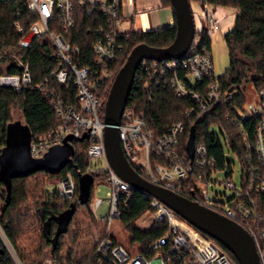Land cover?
<instances>
[{"label": "built area", "instance_id": "obj_1", "mask_svg": "<svg viewBox=\"0 0 264 264\" xmlns=\"http://www.w3.org/2000/svg\"><path fill=\"white\" fill-rule=\"evenodd\" d=\"M28 1L37 18L27 29L19 21H14V27L19 33L17 43L27 48L36 39L47 42L60 66L51 71V78L33 83L28 59L14 56L21 71L2 72L0 86L11 87L18 93L29 88L36 89L50 100L58 117V123L52 131L30 140V153L33 157H41L52 146L62 144L68 134L73 135L74 141L88 132V137H85L86 154L91 159V164L85 168L84 173H90L93 177L106 173L105 184L108 185L104 198L95 196L101 182L94 178L91 185L90 214L103 224L102 235L96 238L91 254L111 264H237L215 239L148 193L144 194L151 199L154 219L166 220L169 224L168 231L149 246L147 253L140 250L131 254L109 237L111 224L115 220H121L120 203H126L133 190L131 184L120 178L108 162L103 119L106 98L103 99L100 93L115 78L112 64L130 43L132 30L128 28L125 20L124 0ZM189 1L197 7L193 11L196 31L191 47L180 58L153 61L144 85L149 87L154 82L159 84L164 81V85L170 86L178 97H189L195 103L186 110L185 115H201L214 105L230 100L232 95L224 97L221 94L217 76L214 75L210 50L196 36V32L205 28L206 35L212 38L219 28L217 15L205 0ZM80 6L86 7L87 14L99 7L106 18L105 25L94 29L97 37L93 43L95 58L92 64L80 63L76 57L79 48L71 44L65 36L74 26L76 8ZM55 81L72 85L77 102H65L54 87ZM258 95L259 103L245 102L241 108L232 105L231 112L227 115L241 135L246 150L245 156L240 159V187L230 179L225 180V184L235 190L229 205L221 206L219 202L211 199L208 184L216 181L213 174L217 168L216 160L208 153L206 146L201 143L194 145L192 158L188 153H179V136L184 129L182 121L173 123L162 135L154 137L153 131L147 128L144 114H138L133 105L126 104L118 128L122 152L138 174L179 194L188 191L182 180L191 176L198 197L194 201L244 227L253 237L259 258L264 264V89H260ZM251 121H255L252 134L245 126V123ZM152 155L164 156L167 164L158 162L152 165ZM77 171L81 174L80 169ZM54 184L55 187L50 191L56 193L62 202L71 201L79 191L78 179L73 171L56 177ZM106 200L107 212L101 214L99 208ZM0 240L14 263L23 264L1 226ZM42 264L56 262L46 258Z\"/></svg>", "mask_w": 264, "mask_h": 264}, {"label": "trees", "instance_id": "obj_2", "mask_svg": "<svg viewBox=\"0 0 264 264\" xmlns=\"http://www.w3.org/2000/svg\"><path fill=\"white\" fill-rule=\"evenodd\" d=\"M205 1L210 5H222L236 10L232 27L223 37L229 64L224 73L216 77L221 94L224 97L231 94L232 98L224 103L214 105L201 115H185L186 110L195 104L189 97H178L170 86L164 85V81L159 84L154 82L151 86L145 87L144 82L147 77V71L153 65V61L144 59L136 71L127 105H133L138 114H144L147 128L153 131L154 137L162 135L173 123L182 121L184 129L179 136L178 144L180 154L187 153L186 144L191 127L194 126V145L204 144L208 153L214 156L216 160L215 167L223 169L230 167L232 163L226 157V147L240 159L246 154L241 135L236 126L232 124L231 118L227 117L231 112V106L234 105L241 108L247 102L245 97L247 83H251L256 92L264 89V0ZM160 2L163 6L170 7L173 13L171 0H160ZM36 18L37 15L28 0H9L7 2L0 0V74L4 71L7 73H18L21 71L17 65L16 58L12 54L23 60L28 59L33 83L43 81L45 78H51V71L59 68L60 62L52 54L53 49L47 42L36 39L33 45L27 48L21 47L17 43L19 33L14 27V21H19L27 29L29 24ZM105 23L106 18L99 7H96L91 14H87L85 6L76 8L75 24L65 33V36L71 44L79 48V54L76 57L81 64L93 63L95 58L93 43L97 37L94 29L99 25H105ZM175 35V18L173 24L169 26L145 31H132L128 48L119 53L116 61L112 64L115 75L135 45L146 43L154 47H166L172 43ZM196 36L200 37L202 45H205L208 50L211 49V38L206 35L205 28L196 32ZM113 80L101 90L100 93L103 99L107 98ZM54 87L65 102H77L72 85L55 81ZM15 105L20 107L23 121L14 120L12 117V108ZM255 118L257 119V117ZM15 122L25 125L32 139L37 136L47 135L52 131L58 123V117L52 109L50 100L36 89L29 88L18 93L11 87L0 86V154L7 143L9 125ZM254 124L255 121L254 123L252 121L245 123L250 134L253 133ZM214 126L222 130L224 141L220 140L214 130ZM71 144L74 152L70 156V161L57 174L41 170L28 176L10 178L9 181L0 177V225L23 264H42L46 258L53 259L56 264H111L106 260L93 256L91 250L86 251L88 247L83 250L79 247L76 251L69 249L64 254L60 251L61 238L69 231L70 224L79 207L78 205H81L78 200L79 191H77L76 197L71 201L62 202L56 193H52L47 188L46 200L37 208V213L42 223L41 246L39 245L34 250L26 244V239L19 243L23 220L15 212V207L19 201L24 199L27 192V187L23 180L39 173L49 177H60L69 171H73L78 179V175L84 174L85 168L91 164V159L86 154L87 140L85 137L75 139ZM150 161L152 165L158 162L167 164L164 156L152 155ZM77 169H80L81 174ZM94 178L98 182L105 183L106 173L96 175ZM182 181L188 191H182L181 195L196 200L198 198L197 189L191 176ZM90 201L91 196H89L87 203L82 205V208L89 213ZM58 202L63 203V205L60 206ZM72 203L76 206L75 211L66 226V230L60 233L56 245H53L52 239L58 228L56 218L68 209ZM120 211L121 222L131 233V240L138 241L140 250L144 253L149 252V246L169 229V224L166 220L153 221L151 227L147 230L136 226L135 222L138 218L148 211H153L150 197L138 190L131 191L130 199L126 203H120ZM216 242L239 264L227 248L218 241ZM44 246L47 250L43 249ZM0 247L3 249V252H0V264H15L2 245L1 240Z\"/></svg>", "mask_w": 264, "mask_h": 264}, {"label": "water", "instance_id": "obj_3", "mask_svg": "<svg viewBox=\"0 0 264 264\" xmlns=\"http://www.w3.org/2000/svg\"><path fill=\"white\" fill-rule=\"evenodd\" d=\"M171 3L176 23V35L172 43L166 47H154L146 43L135 45L116 73L110 87L103 116L104 144L108 162L120 178L131 184L133 190L158 198L186 221L221 243L233 254L239 264H262L254 239L244 227L197 201L148 181L134 170L122 152L118 125L140 63L144 59L162 61L180 58L187 53L195 37V19L190 1L171 0ZM194 132V126H192L186 144L187 153L191 158L194 150ZM17 135H22L24 139L20 141ZM83 137H88V132H85ZM30 140L31 137L25 125L20 122L9 125L7 143L0 154L1 178L9 181L10 178L28 176L41 170L57 174L70 161V156L74 152L71 144L72 134H68L62 144L52 146L41 157L31 155ZM93 182L94 177L90 173L79 176V204L87 203ZM75 208V204L72 203L56 218L58 228L52 239L53 245H56L60 233L66 230ZM0 252H3L1 247Z\"/></svg>", "mask_w": 264, "mask_h": 264}, {"label": "rangeland", "instance_id": "obj_4", "mask_svg": "<svg viewBox=\"0 0 264 264\" xmlns=\"http://www.w3.org/2000/svg\"><path fill=\"white\" fill-rule=\"evenodd\" d=\"M88 1L94 2L97 0ZM191 8L194 12L197 9L196 5L193 3H191ZM209 8L212 10L213 5H210ZM227 12L228 14H231V18L234 20L236 16V10L234 8L228 7ZM203 22L206 24L205 20H203ZM231 27L232 25L223 28L219 27L218 32L215 34V36L217 35L218 37L216 38L215 36H212L211 38L212 42L210 53L212 55L213 71L215 76L223 74L229 64L228 53L223 37ZM12 55L18 57L15 54ZM245 97L247 102H260L258 92L254 90L251 83H247L246 85ZM12 117L14 120L23 121L21 109L18 105H15L12 108ZM214 130L218 134L220 140L224 141L222 130L217 126H214ZM17 137L20 141L24 139L22 135H17ZM225 154L227 159L231 160L232 162L230 167L217 169L213 174V177L216 179V181L214 183L210 182L208 184L211 199L219 202L221 206H224L225 204H231V198L235 192L233 188L225 184V180L230 179L235 185L240 187L242 174V163L240 158L234 152L229 151L227 147L225 148ZM23 181L27 187V192L24 199L19 201L15 207V212H17L23 220L21 240H19V243L26 239V244L35 250L39 247V245L41 246L40 236L42 234V223L37 213V208L40 207L43 201L46 200L47 188L52 189L55 187L54 183L56 181V177H49L48 175L39 173L36 176L30 177ZM99 187V190L95 192V196L103 198L106 197L108 185L101 183ZM58 203L60 206L63 205V203ZM78 206L79 207L77 208L74 219L70 224L69 231L61 238L60 251L62 254L67 252L69 249L76 251V249H79V247L82 250L88 247L86 248V251H90L96 242V238L102 235V222L92 217V215L87 212V210L82 208V205ZM107 208L108 201L106 200L99 208V213L105 214L107 212ZM153 221H155L153 213L148 211L138 218L135 224L138 228L147 230L151 227ZM109 237L121 244L131 254H136L141 249L140 243L138 241L131 240L132 235L129 230L125 228L121 220H115L111 224ZM43 249L47 250L45 246Z\"/></svg>", "mask_w": 264, "mask_h": 264}, {"label": "crops", "instance_id": "obj_5", "mask_svg": "<svg viewBox=\"0 0 264 264\" xmlns=\"http://www.w3.org/2000/svg\"><path fill=\"white\" fill-rule=\"evenodd\" d=\"M227 8L222 5H213L212 11L217 15L220 28L233 24V18L231 14H228ZM123 11L127 26L132 31L169 26L174 22L171 8L163 6L160 0H124Z\"/></svg>", "mask_w": 264, "mask_h": 264}]
</instances>
